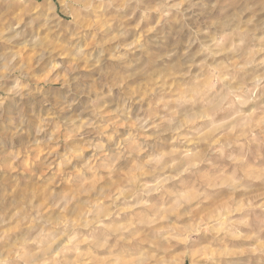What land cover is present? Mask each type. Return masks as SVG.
<instances>
[{
    "label": "clouds",
    "instance_id": "9594fccd",
    "mask_svg": "<svg viewBox=\"0 0 264 264\" xmlns=\"http://www.w3.org/2000/svg\"><path fill=\"white\" fill-rule=\"evenodd\" d=\"M0 264H264V0H0Z\"/></svg>",
    "mask_w": 264,
    "mask_h": 264
}]
</instances>
